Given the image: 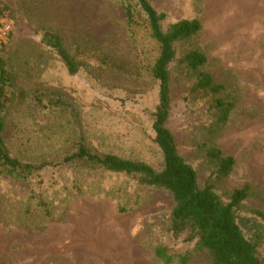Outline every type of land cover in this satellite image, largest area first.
Returning <instances> with one entry per match:
<instances>
[{
    "label": "rangeland",
    "instance_id": "rangeland-1",
    "mask_svg": "<svg viewBox=\"0 0 264 264\" xmlns=\"http://www.w3.org/2000/svg\"><path fill=\"white\" fill-rule=\"evenodd\" d=\"M128 1L0 0L9 8L0 20V48L7 46L15 77L2 113L12 158L39 167L85 145L95 155L162 170L152 129L159 48L144 16L139 26L128 25ZM150 3L165 15L164 32L181 21L202 24L198 34L174 44L167 128L199 188L210 186L224 205L247 188L234 216L264 263V0ZM47 29L80 64L77 75L42 42ZM192 52L206 56L198 70L186 63ZM202 74L219 92L196 88ZM218 100L231 106L225 122ZM226 158L234 165L221 177ZM173 209L167 190L104 169L48 167L28 181L2 175L0 264H165L156 259L159 247L174 256L172 264H181L180 256L187 264H212L193 233L173 236Z\"/></svg>",
    "mask_w": 264,
    "mask_h": 264
},
{
    "label": "trees",
    "instance_id": "trees-1",
    "mask_svg": "<svg viewBox=\"0 0 264 264\" xmlns=\"http://www.w3.org/2000/svg\"><path fill=\"white\" fill-rule=\"evenodd\" d=\"M9 8L0 5V20L5 18ZM125 15L130 27L140 25L138 19L144 16L150 38L159 48V56L152 67V76L159 83V103L154 112L153 132L155 143L162 152L164 165L162 170L140 162L121 159L117 156H99L92 154L85 145H80L77 152L63 160L36 167L23 164L12 158L3 139L5 122L2 117L9 98V90L15 86V77L10 63L8 48H0V176L9 175L17 180L28 181L32 176L46 168H80L88 170L104 169L113 173H124L139 177L142 185L167 190L174 199L170 229L174 237L190 231L197 237V246L210 256L212 264H264L258 259L257 246L247 240L237 224L234 209L247 197V188L234 192L231 202L222 204L210 186L199 188L196 171L179 154L175 137L167 128L170 115V76L168 67L175 60L174 44L190 38L202 30L198 20L181 21L172 25L168 31L162 29L165 15L159 14L150 0H133L125 4ZM42 42L53 49L67 68L71 76L77 75L80 64L66 48L62 37L55 31L43 32ZM207 62L200 52H192L186 58L191 70H198ZM198 90L219 92V87L212 78L202 74L198 80ZM22 96L24 97L23 93ZM36 100L40 99L36 97ZM51 102V101H50ZM54 103H51V105ZM217 108L222 113L219 120L225 122L231 106L218 100ZM234 160L226 158L221 164L220 176L227 177L233 168ZM156 259L165 264H172L174 256L168 249L159 247L155 251ZM179 262L187 264V256H180Z\"/></svg>",
    "mask_w": 264,
    "mask_h": 264
}]
</instances>
